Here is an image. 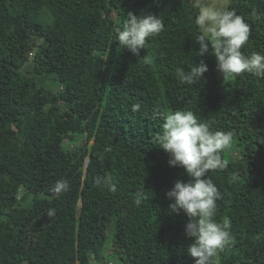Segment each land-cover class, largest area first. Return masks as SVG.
<instances>
[{"label":"trees","instance_id":"trees-1","mask_svg":"<svg viewBox=\"0 0 264 264\" xmlns=\"http://www.w3.org/2000/svg\"><path fill=\"white\" fill-rule=\"evenodd\" d=\"M198 1L0 0V264H194L166 197L188 177L155 146L175 110L232 134L209 173L232 237L215 264H264V79L197 57ZM227 1L250 25L242 53H264V0ZM129 11L164 23L139 56L116 40ZM200 59L205 81L182 84Z\"/></svg>","mask_w":264,"mask_h":264},{"label":"clouds","instance_id":"clouds-1","mask_svg":"<svg viewBox=\"0 0 264 264\" xmlns=\"http://www.w3.org/2000/svg\"><path fill=\"white\" fill-rule=\"evenodd\" d=\"M198 11L194 23L199 34L196 36L197 57L206 54L215 57L216 69L224 77L250 73L264 79V53L253 52L244 55L241 49L248 42L250 25L244 18L227 6H218L216 0L197 5ZM256 19L260 16L253 11ZM164 23L160 16L127 12L126 22L117 29L116 40L121 48H127L139 56L146 48L148 39L163 31ZM208 65L203 59L187 71L179 69V80L182 84L193 85L205 81ZM139 103L132 105L138 111ZM161 131L155 137V146L168 154L170 167L184 170L187 181L176 179L166 193L171 203L168 214L183 213L188 221L184 234L192 243L187 254L194 259V264H215L218 253L231 244L229 221L218 223L215 219L217 200L220 193L212 183L209 173L222 170L226 163L222 153L232 143L230 132L212 131L210 126L197 119L191 110H175L163 114ZM88 160V159H87ZM89 162V161H88ZM68 181H57V193L67 191ZM141 201H136L139 204ZM52 215L53 212H49Z\"/></svg>","mask_w":264,"mask_h":264},{"label":"rangeland","instance_id":"rangeland-1","mask_svg":"<svg viewBox=\"0 0 264 264\" xmlns=\"http://www.w3.org/2000/svg\"><path fill=\"white\" fill-rule=\"evenodd\" d=\"M198 1V0H197ZM203 0H199L198 2H202ZM222 2L220 3V5H224L225 3H227L228 1L227 0H221ZM219 5V6H220ZM233 155H236V153L234 152ZM112 248V246L109 245V241L106 243V246H105V254H109V250ZM102 264V263H101Z\"/></svg>","mask_w":264,"mask_h":264},{"label":"water","instance_id":"water-1","mask_svg":"<svg viewBox=\"0 0 264 264\" xmlns=\"http://www.w3.org/2000/svg\"><path fill=\"white\" fill-rule=\"evenodd\" d=\"M87 164H88V160L86 161V166H87Z\"/></svg>","mask_w":264,"mask_h":264}]
</instances>
